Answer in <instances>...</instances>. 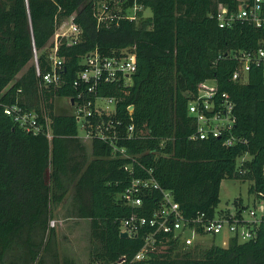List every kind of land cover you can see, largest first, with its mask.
Returning <instances> with one entry per match:
<instances>
[{
	"label": "trees",
	"instance_id": "trees-1",
	"mask_svg": "<svg viewBox=\"0 0 264 264\" xmlns=\"http://www.w3.org/2000/svg\"><path fill=\"white\" fill-rule=\"evenodd\" d=\"M140 2L137 22L120 20L97 28L91 0H0V264H77L56 255L46 262L42 256L53 244V211L70 189L68 217L89 221V264H264V213L254 239L229 237L223 247H203L199 240L185 246L171 233H157L153 249L135 260L152 229L120 236L123 219L149 217L160 197L153 191L142 196L140 207L124 204L121 195L136 178H153L187 219L198 214L217 219L220 184L227 179L249 181V194L264 202V76L252 66L246 82L233 81L237 61L230 56L264 49V28L244 20L219 27L218 8L236 14L241 0ZM72 16L81 39L72 46L59 42L63 83L45 88L36 76L34 53L40 73L48 72L50 41ZM94 50L107 57L127 51L136 55L128 86L102 84L96 90L98 96L116 100L122 135L124 127L134 125V137L117 143L128 159L113 156L111 147L97 139L89 154L74 117L53 112L55 98L70 103L75 98L72 82ZM206 80L215 81L219 95H229L235 121L220 138L191 140L195 122L188 105ZM14 105L34 112L40 124L45 115L51 139L23 131L4 113ZM229 137L232 145L225 144ZM198 233L200 238L217 236Z\"/></svg>",
	"mask_w": 264,
	"mask_h": 264
},
{
	"label": "built area",
	"instance_id": "built-area-1",
	"mask_svg": "<svg viewBox=\"0 0 264 264\" xmlns=\"http://www.w3.org/2000/svg\"><path fill=\"white\" fill-rule=\"evenodd\" d=\"M125 0H92L93 16L97 28H109L112 24H118L120 20L136 22L137 14L143 11L140 1L133 0L132 15L121 13ZM264 0H241L240 9L236 14H229L225 7H219L216 15L220 28L230 26L236 20L249 21L256 28H264ZM73 16L63 20L57 27L55 39L49 51L50 70L41 74L37 63H35L36 76L41 79V84L47 88L59 87L63 83L62 71L63 60L57 54L60 41H65L72 46L79 43L81 30L74 23ZM63 25V28H62ZM61 28V29H60ZM63 29V30H62ZM230 56L237 61V67L232 74L233 81L246 82L247 74L252 66L259 67L264 76V49L258 48L248 52H233ZM136 71V55L132 51L122 52L119 55L104 56L97 50L83 60V68L79 71L72 87L76 91L72 99V116L77 127L83 132L81 139L92 141L97 139L109 145L113 156L122 159L131 158L123 147L117 143L123 139H131L135 135L134 125L129 123L124 127V134L119 131L121 121L116 120V100L109 97H101L96 93L97 87L102 84L122 83L123 86L130 84V76ZM98 100H104L107 106L100 108ZM108 105L112 108L109 109ZM233 103L226 93L218 94L214 80H206L199 84L196 94L188 105V113L195 122V133L191 140H206L220 138L229 133L234 125L232 115ZM129 118L132 114V106L127 108ZM4 113L26 133L37 135L44 133L50 140L49 121L43 115L44 124L37 121L34 112L24 111L17 105L7 107ZM233 137L225 140L226 145H232ZM129 174L132 172L127 165L124 167ZM153 191H158L160 197L156 199L155 205L149 217H137L131 215L120 222V233L125 232L128 237L133 236L139 228L149 227L152 233L145 239L143 248L135 256V260L144 258L149 249H153L154 236L157 233L173 234L185 246L196 242L200 236L198 229L204 234L220 235L224 231L229 237H237L241 241H250L255 238V226L259 223L264 213V202L258 207L259 218L251 222L229 219H206L204 214H198L193 219L183 216L178 203H176L169 191L162 190L153 178L132 179L128 187L121 195L124 204L134 208L142 205V196H151ZM256 212V210H255ZM254 211H250L251 217H255Z\"/></svg>",
	"mask_w": 264,
	"mask_h": 264
},
{
	"label": "rangeland",
	"instance_id": "rangeland-1",
	"mask_svg": "<svg viewBox=\"0 0 264 264\" xmlns=\"http://www.w3.org/2000/svg\"><path fill=\"white\" fill-rule=\"evenodd\" d=\"M92 1V0H91ZM121 13L132 15L133 0H125ZM146 16H150V10H144ZM137 22V21H136ZM63 28V25H62ZM61 29V28H60ZM63 30V29H62ZM55 36L51 39L50 44L54 42ZM32 63H36V55ZM26 66L17 76L18 79L27 69ZM97 105L100 108H105L107 104L104 100H98ZM109 109L112 108L108 105ZM73 107L66 98H55L53 101V112L55 114H72ZM79 136H83V132L79 130ZM90 154V141L81 139ZM247 157H243L246 159ZM251 183L249 181L240 180H223L219 189V204L216 209V218L224 220L227 217H232L234 220H241L242 222H251L259 218V206L263 201L259 200L254 194H249ZM72 197V189H70L65 196L63 202L54 209L53 219L49 223V227L55 231L53 244L49 253H42L45 261L51 260V255H56L57 260L61 261L63 258H70L77 264H89L90 252L93 243L90 240L89 221L79 220L68 217V210L70 208ZM256 210V212H255ZM254 211L255 217H251L249 212ZM229 219V218H227ZM228 235L224 231L220 235L211 237H203L198 240L203 247H209L214 243L218 246H226L228 243ZM42 244L45 246L47 242V235L42 238ZM39 241V239H38ZM16 250L14 254H16Z\"/></svg>",
	"mask_w": 264,
	"mask_h": 264
},
{
	"label": "water",
	"instance_id": "water-1",
	"mask_svg": "<svg viewBox=\"0 0 264 264\" xmlns=\"http://www.w3.org/2000/svg\"><path fill=\"white\" fill-rule=\"evenodd\" d=\"M73 101L71 100V103H72ZM132 109H133V107H132ZM120 236L121 237H123V238H127L128 237V235L125 233V232H121L120 233ZM123 259H121V261H122Z\"/></svg>",
	"mask_w": 264,
	"mask_h": 264
}]
</instances>
